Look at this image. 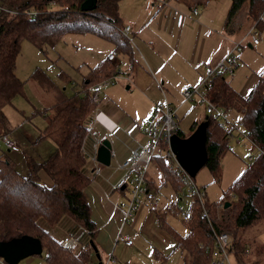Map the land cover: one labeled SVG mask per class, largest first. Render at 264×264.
<instances>
[{
	"label": "trees",
	"instance_id": "trees-1",
	"mask_svg": "<svg viewBox=\"0 0 264 264\" xmlns=\"http://www.w3.org/2000/svg\"><path fill=\"white\" fill-rule=\"evenodd\" d=\"M0 1L9 9L0 10V133L8 131L9 120L4 106L10 104L12 97L21 94L24 88V81L14 71L22 39L43 49L66 33H92L112 42L115 50L131 57V45L122 33L123 26L117 22L119 0H96L95 6L86 11L80 8L83 0ZM177 1L192 9L208 0ZM245 2L247 18L259 23L264 0H229L224 23L226 28ZM49 3H56L58 7L47 9ZM117 72L107 58L100 60L90 67L77 87L73 86L72 93L66 94L43 71L34 70L31 77L54 98L51 106L37 110L47 116V122L36 140L51 139L54 150L43 159L23 155L24 173L9 157H0V241L23 234L37 237L45 253L46 264H88L92 259L89 243L74 252L42 227L38 218L43 217L48 224H55L68 216L93 240L96 225L83 191L89 181L84 171L85 156L81 152L87 129L84 119L96 105L92 97L93 86ZM207 95L216 104L240 112L249 139L259 149L223 192L221 200L228 201L226 205L217 209L216 201H204L208 217L201 213L202 208L195 196L187 193L192 200L190 217L182 219L187 227L184 234L176 232L166 222V209L156 211V220L174 239V249L185 252L187 264H211L208 248L213 244V231L227 232L235 246L239 264H246L241 255L249 244L245 240L240 242L239 232L264 222V77L259 75L249 93L243 96L223 74H216L211 78ZM206 122L207 159L204 165L214 170L229 138L216 118L207 114ZM180 132L177 128L176 133L183 135ZM160 146L163 148L165 143ZM162 157L158 153L151 160H157L166 167L163 181L169 180L176 190L184 184L181 173L163 164ZM42 173L50 179L49 184L42 181ZM165 257L157 254L159 264H163Z\"/></svg>",
	"mask_w": 264,
	"mask_h": 264
},
{
	"label": "crops",
	"instance_id": "crops-1",
	"mask_svg": "<svg viewBox=\"0 0 264 264\" xmlns=\"http://www.w3.org/2000/svg\"><path fill=\"white\" fill-rule=\"evenodd\" d=\"M176 2L164 3L158 7L154 0L152 2L147 0L140 2L137 6L133 5L135 10L133 14H123V18L121 17L122 24L129 26L128 37L130 32L133 34V37H130L133 44V46L131 45V57L129 58L124 52L115 50L111 44V49L103 55V57L105 56L103 59H106L109 52L115 50L114 59L109 61L114 64L117 73L126 74L128 79L124 80L122 77L124 81L120 79L121 83L114 84V78L110 84L102 85L99 88V99L94 109L84 119L87 129L81 148L91 154L98 147L96 139L107 138L110 142L111 153L113 152L110 155V164L103 165L98 162V172L93 175H90L88 171L94 166L88 156L84 155V171L89 177V181L83 188L90 206L91 218L96 225L93 241L101 260H105L110 253L113 255L114 262L112 264L121 260L118 252L114 255V249L117 250L120 245L126 248L128 246L120 240V235H128L133 244V230L152 240L156 238V234L158 236L162 234L164 240L171 241L167 242L169 247L162 245L159 248L155 246V257L159 253L167 255L166 252L173 250L175 244L169 232L162 228L156 220L158 206L154 209L146 202L149 205L146 207L147 209L143 211L144 206L140 205L130 217L129 222L131 224L129 226H126L127 221L122 224L121 212L113 208V203H122L127 200L129 184L126 180L124 185L123 179L121 180L123 172L116 169V164L129 154L137 140L146 141L148 139L147 136L140 133V124L143 119L152 114L157 103L166 99L169 105L175 109L176 116L179 110L183 112L185 107L197 103L194 98L184 100L180 95V89L198 83L204 75L205 66L215 64L229 49L230 41L238 39L249 28L248 26L245 31L243 30L244 32L241 31L242 33H239L237 29L226 28L224 25L226 14L221 8L217 9V4L211 0L192 9L182 2L177 0ZM259 42L257 41L255 44ZM245 44L250 48L255 45L250 39L246 40ZM103 59L101 58V60ZM125 59L130 70L123 71L122 68L118 67V64ZM239 59L240 57L237 66ZM246 78V80L244 78L245 82L243 80L239 84L234 73H232L231 78L227 80L229 82L231 80L232 87L243 95L249 89L251 90L258 79V74H247ZM171 89L173 92L170 91ZM101 90L103 91L102 96ZM134 91H137L138 98L143 102V108L140 104L137 108V104L125 102L131 98L130 96L133 95ZM199 105H201L199 113L192 111L188 113L190 120H192L190 131L205 118L204 107L202 104ZM7 127L8 131L6 132L18 147V135L11 129V123ZM177 128L181 130L178 125ZM39 132L40 129L25 132L23 134L24 144L21 145L23 148L20 151L10 150L12 156L8 155L7 157L16 166H22L25 170L23 160L25 154L43 159L51 153L50 149L45 155L42 154L43 147L39 146L42 141L48 143L51 148L54 147V143L42 140L43 138L36 140ZM32 136H35V139L32 140ZM30 142L31 145H29ZM18 162L21 164L17 165ZM150 162L154 163V170L164 179L163 174L166 167H162L157 160H150ZM40 176L44 183L49 184L50 179L45 173ZM147 182L153 191H157L160 186V184L153 183L152 178L147 177ZM159 211L161 210L159 209ZM41 223L39 222L61 244L65 238L73 236L75 243L70 248L74 252L89 243L88 232L68 216L62 217L55 224H48L46 221ZM135 237L142 239V236ZM159 241L163 242L160 238ZM118 243H120L119 246Z\"/></svg>",
	"mask_w": 264,
	"mask_h": 264
},
{
	"label": "rangeland",
	"instance_id": "rangeland-1",
	"mask_svg": "<svg viewBox=\"0 0 264 264\" xmlns=\"http://www.w3.org/2000/svg\"><path fill=\"white\" fill-rule=\"evenodd\" d=\"M143 1L147 0H119L117 12L118 21H116L123 26V14H133L135 12L133 5L137 6ZM148 1L152 2L153 0ZM211 1L217 4V9L221 8L224 14H226L229 7V0ZM169 2L177 3L176 0H166V3ZM57 7L58 5L56 3H49L47 5V9H55ZM245 12L246 2L242 5L241 9L235 13L231 23L228 24V28L237 29L239 33H242L241 31H245L248 26L250 27L252 25L254 28L253 30L256 31L255 36H257L258 41L260 42L253 45L251 48L244 44L243 50L239 52V65L234 68L235 70L233 72L235 79H237L239 84L242 83L244 78L245 80L247 79V74L256 73L258 76L262 75L264 77V10L260 15L261 20L259 23H256V21L249 18L247 19ZM130 37H133L132 32H130L129 37L126 38L128 39L130 45L133 46ZM111 44L112 47H114L112 42L95 34L77 32L66 33L62 35V37L53 45H46L43 49L38 48L27 39H22L18 54L15 57L14 71L17 77L24 81L23 92L21 94H16L12 97L11 103L4 106V110L9 118V123H11L12 126L11 129L14 130L19 138V142L17 141L19 143H17L18 151L23 148L21 146L24 144L23 134L28 131L41 130L47 122V116L41 115V113L37 110L51 106L54 100L53 96L43 89L33 77H31L34 70L40 69L51 79V81L63 89L66 94H70L74 89L73 86H78L77 83L81 82L83 76L87 74L90 67L100 61L101 58L103 59L105 57H103V55L111 49ZM115 62L117 63V61ZM126 63L127 61L125 59L118 64V67L122 68L123 71L130 70ZM223 75L226 79L231 78V74L224 73ZM122 77L124 80L127 79L126 74L117 73L114 84L121 83L120 79L123 80ZM106 84H110V82L103 83L102 85L105 86ZM230 84L232 85L231 80ZM249 90L243 95L246 96L249 93ZM170 91L173 92L172 89ZM102 94L103 91L101 96ZM130 97L131 98L125 100V102L129 101L132 104H137V108L140 104L143 108V102H141V99L138 98L137 91H134L133 95ZM193 98L195 99V97ZM197 103L190 104V106L185 107L183 112L182 110L178 111L177 125L181 129L180 133L185 136L192 131L189 129L192 120H190L188 113L190 111L197 113L201 111V105H199L200 103ZM34 111L35 114L33 115ZM48 112H51L50 109ZM234 134L237 136L236 133ZM234 134L229 137L226 148L220 155L216 168L214 170H210L206 165H203L192 177L195 185L206 191V199L209 202L218 201L223 198V192L225 189L229 186L233 179L241 173L246 163L250 161L248 156H254L257 152V147L248 139L244 137H234ZM32 137V140L35 139V136ZM42 140H48L51 142V139L49 138H43ZM31 144L32 143L30 142L29 145ZM39 146L43 147V155H45L50 149V152L54 150V147L51 148L45 141H42ZM7 149L8 148L5 145L0 143V157L11 155L12 150ZM20 164L21 163L18 162L17 165ZM16 167L20 172H25L22 166ZM147 177L152 178L153 183L156 185L160 184L157 191H153L158 200L157 209H160L161 211L166 209V222L176 232L184 234L187 231L184 220H182L179 215L174 214L171 210L174 208L177 210L190 208L192 197L187 194V187L182 183L180 188L175 190L169 180L161 181L163 179L160 174L154 170L153 162H150L149 164ZM231 196H233L232 193ZM141 206H144V211L149 205L146 204V202H143ZM129 221L130 218L126 222V226L131 224ZM39 222H42L41 224H43V222H45L44 218L39 217L38 223ZM132 232L134 233L133 244L128 245L127 248L121 247L120 245L117 250L114 249V255L118 252L119 257L121 258V260H118L116 264H159V260L154 255V247L157 246L161 248L162 245L169 247L170 245L167 246V242L171 241H167L166 239L164 240V236L162 234L159 236L156 234V238L152 240L136 230H133ZM135 236H142V239H140V237L136 238ZM159 238L163 242L159 241ZM239 239L241 243L242 240H245L249 244L248 251H245V253L241 255V258L243 256L242 260L244 263L264 264V222L257 223L240 231ZM119 244L120 243H118V246ZM67 248L71 249L70 247ZM166 253L168 254H165L166 257L163 264H187L188 260L185 252L173 249L171 251L168 250ZM91 255L92 259L94 258V261L98 262L93 250ZM16 264H46L45 253L42 251L41 254L29 255L20 259Z\"/></svg>",
	"mask_w": 264,
	"mask_h": 264
},
{
	"label": "built area",
	"instance_id": "built-area-1",
	"mask_svg": "<svg viewBox=\"0 0 264 264\" xmlns=\"http://www.w3.org/2000/svg\"><path fill=\"white\" fill-rule=\"evenodd\" d=\"M156 5L166 3V0H154ZM0 10H9L7 6L0 1ZM251 25L247 31L240 36L238 39H232L230 41V47L227 52L213 65L207 64L205 66L204 75L199 80L198 83L182 88L180 90V95L184 100H192L195 97L196 101L203 105L204 112L211 115L219 121V124L226 129L227 137L233 136L241 138L244 137L248 139L247 131L241 121V114L234 108L223 107L212 101L207 95V89L211 85V78L216 74H232L234 68L237 66L239 52L241 51L246 40L249 39L253 44L257 43L258 38L256 31L253 30ZM129 26L125 25L122 27V33L128 37ZM115 50L109 52L106 56L108 60H113L115 57ZM115 75L106 78L100 82H97L93 86L92 97L98 101L99 88L103 83L113 82ZM128 79V78H127ZM177 129V116L175 109L169 105V103L164 99L163 101L157 103L153 109L152 114L147 118L143 119L140 124V133L147 136L146 141H136V144L129 154L125 156L120 162L116 164V169L122 170L123 183L127 180L129 184V194L127 200L122 203H113V208L118 209L122 215V224L129 220L132 214L137 210V208L143 203L147 202L151 208H156L158 206V200L155 197L153 190L149 187L147 182V169L148 164L157 152L162 154V161L168 167L175 169L181 173L182 180L187 187V192L195 196L199 206L202 208L201 213L208 217V210L204 206V201L206 200V191L195 185L192 177L184 171L176 162L173 152L169 149L168 140L169 137L176 132ZM102 139H96V145L99 146ZM165 143V146L161 148V143ZM0 143L5 145L8 149L12 151H17L18 147L15 145L14 140L10 137L7 132L0 133ZM252 143V142H251ZM253 144V143H252ZM255 145V144H254ZM256 146V145H255ZM257 147V146H256ZM257 147V151H258ZM97 150V149H96ZM96 150L88 154L83 148L81 152L88 156V159L92 162V169L89 172L90 175L96 174L98 172V161L96 160ZM113 154V152L111 153ZM253 155H249L248 159L251 160ZM223 205V200L219 199L216 201V208L219 209ZM174 214L179 215L182 219L186 220L190 217L189 209H172ZM120 240H122L126 245L132 244V239L128 235H120ZM75 243L73 236H68L62 241V245L65 247H72ZM210 253V263L211 264H239L237 256L235 254V246L232 243L230 235L225 231L215 232L213 231V244L208 248ZM244 251H248V245L245 246ZM102 264H111L114 262V257L110 253L107 255L105 260H101ZM0 264H7L0 257ZM88 264H97L94 260H89Z\"/></svg>",
	"mask_w": 264,
	"mask_h": 264
},
{
	"label": "water",
	"instance_id": "water-1",
	"mask_svg": "<svg viewBox=\"0 0 264 264\" xmlns=\"http://www.w3.org/2000/svg\"><path fill=\"white\" fill-rule=\"evenodd\" d=\"M96 0H83L81 10H91ZM204 120L196 124L187 136H180L174 132L168 140L169 149L173 152L178 165L191 177L205 164L207 152L205 147L206 122ZM111 146L107 138H103L96 150V160L103 164H110ZM228 201L224 202L226 205ZM89 244L97 257V264H102L96 245L92 239ZM42 246L37 237L23 234L0 241V257L7 264H16L20 259L33 254H41Z\"/></svg>",
	"mask_w": 264,
	"mask_h": 264
}]
</instances>
